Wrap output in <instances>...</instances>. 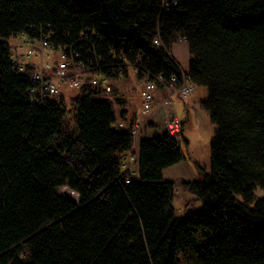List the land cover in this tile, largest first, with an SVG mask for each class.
<instances>
[{"label":"trees","instance_id":"1","mask_svg":"<svg viewBox=\"0 0 264 264\" xmlns=\"http://www.w3.org/2000/svg\"><path fill=\"white\" fill-rule=\"evenodd\" d=\"M40 27L54 46L95 45L114 79L120 56L139 54L153 75L179 78L167 52L186 40V72L207 90L215 127L210 171L182 185L199 209L174 213L162 171L183 155L165 131L139 141L125 183L133 139L114 129L129 114L123 100L79 91L68 104L77 134L64 126V95L30 101L33 71L13 69L10 39ZM0 264H264V0H181L168 13L152 0H0Z\"/></svg>","mask_w":264,"mask_h":264},{"label":"built area","instance_id":"2","mask_svg":"<svg viewBox=\"0 0 264 264\" xmlns=\"http://www.w3.org/2000/svg\"><path fill=\"white\" fill-rule=\"evenodd\" d=\"M152 1L158 2L164 13H168L169 8H176L177 3L181 0ZM180 39L186 42L185 39ZM154 43L159 45L157 40H154ZM10 44L13 69L18 72L25 69L33 71L30 79L31 87L27 90V95L34 104L44 105L47 100L64 95L66 90L79 92L85 88L101 91L104 95H108V98H102L124 101L125 98L119 94L116 97L110 96L115 88L114 84L129 75L137 79L135 81L139 97L138 112L135 114L133 122H131L130 114H126L125 120L118 119L114 125V129L126 131L131 135L135 149L121 166V173L125 175L126 179L125 183H129L136 176L140 135L156 125L157 116L161 115L160 118L162 117L164 131L169 136L178 138L181 132V122L168 107L177 102L186 104L196 87L191 83L187 72L183 71L176 63L180 73L179 78L171 77L165 81L161 75H153L143 66L142 55L139 54L133 62L123 55L120 56L117 64L125 67V75L120 70L119 75L123 78L114 79L103 74L102 70L110 69L115 65L107 63L106 58L97 55L95 45H90V52L77 50L78 45L60 44L54 46L50 41V36L44 34L41 27L36 38L20 33L10 39ZM109 55L112 56L110 53ZM112 59L115 60L114 57ZM121 112V110L118 111V118H120Z\"/></svg>","mask_w":264,"mask_h":264},{"label":"rangeland","instance_id":"3","mask_svg":"<svg viewBox=\"0 0 264 264\" xmlns=\"http://www.w3.org/2000/svg\"><path fill=\"white\" fill-rule=\"evenodd\" d=\"M168 57L173 63H176L183 71H187L188 69V50L187 44L181 39H178L172 45V48L167 52ZM128 75V74H127ZM136 78L134 76H128L127 78L120 79L117 81L113 87L118 91V94L125 98V108L126 112L131 115L137 114L139 107V97L136 89ZM134 88L136 90H134ZM197 89V88H196ZM64 93L66 115L64 117V126L68 130L70 134H77L76 123H75V112L72 107L68 104L70 100H72L77 91L74 90H66ZM204 91V92H203ZM196 94L193 96V94ZM203 93L206 94L207 98V90L205 88H200L198 91H194L192 95L189 97L188 105L180 102L175 103V105H171L168 109H174V114L178 117V119L183 121V128L180 132L177 142L180 146L183 162L180 167H185V173L182 175L171 174V179L174 188V202L173 209L175 215L182 216L185 211V205L194 200L193 196L184 191L182 185V179H189V181L193 180H201L202 176L200 175L199 168L204 169L205 172L210 171V153H209V143L214 133V125L210 122L207 114L201 107V99ZM193 96V97H192ZM73 97V98H72ZM192 97V98H191ZM116 107V106H115ZM167 109V110H168ZM120 109L116 107V115L118 116ZM166 110V111H167ZM163 115L164 113L161 112ZM157 116L155 119L156 122L160 118ZM162 118V117H161ZM141 133L139 141L143 139V136L147 134ZM135 151L133 146V152ZM126 162V161H125ZM124 164V163H123ZM163 180V178H162ZM164 181V180H163ZM166 182V181H165ZM59 193L68 199H72L75 202L79 200L78 195L75 192L69 191L66 187H62L59 189ZM262 192L258 191L257 196H262ZM193 208L199 209L200 203H192ZM181 260V258H180Z\"/></svg>","mask_w":264,"mask_h":264},{"label":"crops","instance_id":"4","mask_svg":"<svg viewBox=\"0 0 264 264\" xmlns=\"http://www.w3.org/2000/svg\"><path fill=\"white\" fill-rule=\"evenodd\" d=\"M200 88H197L195 91H198ZM204 92V91H203ZM196 94V92L193 94V96ZM192 96V97H193ZM191 97V98H192ZM206 94L205 93H203V96H202V98H200L201 99V102L202 101H204L206 98ZM188 103L189 102H187L186 104H185V107H186V105H188ZM173 105V104H172ZM174 105H175V103H174ZM171 112H173L174 113V109H169ZM180 122H181V126H182V128H183V121L180 119ZM161 132H164V129H163V126H162V122H161V118H159L158 119V121L156 122V125L153 127V128H150V129H148L147 131H145L144 133L145 134H147L146 136H143L145 139H147V138H150V137H152V136H154L155 134H157V133H161ZM144 134V135H145ZM182 162L183 161H181L180 163H178V164H176V165H173V166H171V167H168V168H166V169H164L163 171H162V178H163V180L164 181H166V182H171V183H174V182H172V180H170L172 177H171V174H178V175H182V174H184L185 173V167L183 168V167H180L181 166V164H182ZM191 178H189V179H182V181H187V182H189V180H190ZM184 183V182H183ZM174 202V201H173ZM185 212V211H184Z\"/></svg>","mask_w":264,"mask_h":264}]
</instances>
